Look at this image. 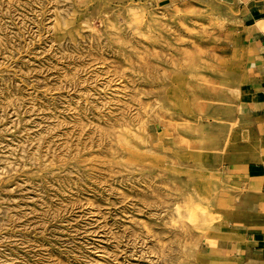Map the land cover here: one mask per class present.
Listing matches in <instances>:
<instances>
[{
  "label": "rangeland",
  "instance_id": "1",
  "mask_svg": "<svg viewBox=\"0 0 264 264\" xmlns=\"http://www.w3.org/2000/svg\"><path fill=\"white\" fill-rule=\"evenodd\" d=\"M233 4L0 0V264L230 262L256 195Z\"/></svg>",
  "mask_w": 264,
  "mask_h": 264
},
{
  "label": "crops",
  "instance_id": "2",
  "mask_svg": "<svg viewBox=\"0 0 264 264\" xmlns=\"http://www.w3.org/2000/svg\"><path fill=\"white\" fill-rule=\"evenodd\" d=\"M231 1L239 20L243 61L250 68L249 84L241 92V129L256 146L249 154L235 156L234 160L241 163L235 170L248 178L256 195L249 215L235 233L240 241L228 264H264V0ZM218 264H226L225 258L220 257Z\"/></svg>",
  "mask_w": 264,
  "mask_h": 264
}]
</instances>
